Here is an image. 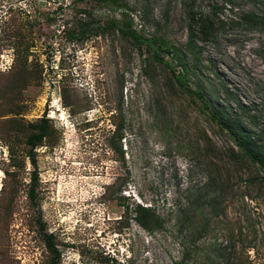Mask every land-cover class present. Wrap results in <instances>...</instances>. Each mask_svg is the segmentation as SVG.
<instances>
[{
    "label": "rangeland",
    "instance_id": "rangeland-1",
    "mask_svg": "<svg viewBox=\"0 0 264 264\" xmlns=\"http://www.w3.org/2000/svg\"><path fill=\"white\" fill-rule=\"evenodd\" d=\"M121 1L0 0V264H264V0Z\"/></svg>",
    "mask_w": 264,
    "mask_h": 264
},
{
    "label": "trees",
    "instance_id": "trees-1",
    "mask_svg": "<svg viewBox=\"0 0 264 264\" xmlns=\"http://www.w3.org/2000/svg\"><path fill=\"white\" fill-rule=\"evenodd\" d=\"M100 2H112L115 5H122L123 2L121 0H97ZM249 18H254L257 21V26L260 30H264V14H256L250 13L248 15ZM126 24V28L121 26L118 22L114 24L120 30L122 35L130 36L137 44L139 45H147L150 50L153 51L154 59L159 63L168 64L165 59L162 57L163 50H169V47L165 41H162L158 38H147L136 31L132 30V22H124L122 25ZM182 64L180 61H178ZM185 75H176V80L181 86H187L185 81ZM188 91L192 92L190 89ZM198 99L206 104V96L205 93L201 90L193 91ZM204 104V105H205ZM207 109H209L208 104L205 105ZM210 116L214 119L218 124L222 126H227L229 132L234 139V142L241 153V155L258 166V169L261 171L264 177V127L258 131V138H253L252 134L247 131L245 127H242L238 122L232 121L230 125H226L223 117H221L216 111H211ZM121 129V127H120ZM119 129V130H120ZM43 134H40L32 139L29 138V144L35 146L37 142L41 141L43 138ZM122 135H120L121 137ZM190 190V189H189ZM191 191V190H190ZM135 220L142 226L144 229L153 230L156 227H162L163 221L156 215L153 209L149 206L137 205L135 207ZM48 247L53 250L56 254V250L53 246L50 245L48 240Z\"/></svg>",
    "mask_w": 264,
    "mask_h": 264
},
{
    "label": "bare ground",
    "instance_id": "bare-ground-1",
    "mask_svg": "<svg viewBox=\"0 0 264 264\" xmlns=\"http://www.w3.org/2000/svg\"><path fill=\"white\" fill-rule=\"evenodd\" d=\"M60 110V109H59Z\"/></svg>",
    "mask_w": 264,
    "mask_h": 264
}]
</instances>
